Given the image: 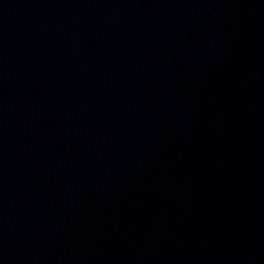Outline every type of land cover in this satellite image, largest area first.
<instances>
[{
  "label": "water",
  "instance_id": "obj_1",
  "mask_svg": "<svg viewBox=\"0 0 264 264\" xmlns=\"http://www.w3.org/2000/svg\"><path fill=\"white\" fill-rule=\"evenodd\" d=\"M0 264H264V0H0Z\"/></svg>",
  "mask_w": 264,
  "mask_h": 264
}]
</instances>
